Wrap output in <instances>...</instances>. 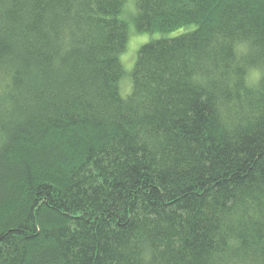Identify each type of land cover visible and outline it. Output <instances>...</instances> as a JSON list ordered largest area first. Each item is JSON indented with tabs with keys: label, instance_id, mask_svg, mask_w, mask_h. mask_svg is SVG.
Instances as JSON below:
<instances>
[{
	"label": "trees",
	"instance_id": "trees-1",
	"mask_svg": "<svg viewBox=\"0 0 264 264\" xmlns=\"http://www.w3.org/2000/svg\"><path fill=\"white\" fill-rule=\"evenodd\" d=\"M0 264H264V0H0Z\"/></svg>",
	"mask_w": 264,
	"mask_h": 264
},
{
	"label": "rangeland",
	"instance_id": "rangeland-1",
	"mask_svg": "<svg viewBox=\"0 0 264 264\" xmlns=\"http://www.w3.org/2000/svg\"><path fill=\"white\" fill-rule=\"evenodd\" d=\"M130 4H132V1H127V3L125 4V11H124V15L123 17L125 18V20L128 21V43L126 46V50L125 52L120 56V60L123 63V66L125 68V75L123 77V79L120 82V92L122 95H126V93L129 91L130 89V79L128 77V72L133 64V61L135 60L136 57V53H137V49L138 47L152 39V38H157L158 36H160L159 32H137L135 30V27L133 25V22L131 20V18H129V15H131V10L132 7L130 6ZM193 27V24H189L187 27H183L180 29H177L175 31L170 32V35H174L180 31L186 30V28H191Z\"/></svg>",
	"mask_w": 264,
	"mask_h": 264
}]
</instances>
